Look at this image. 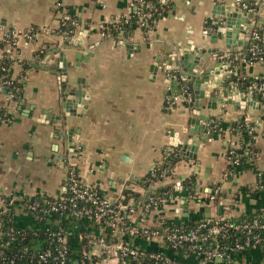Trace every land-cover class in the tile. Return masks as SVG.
I'll list each match as a JSON object with an SVG mask.
<instances>
[{
  "label": "crops",
  "instance_id": "crops-1",
  "mask_svg": "<svg viewBox=\"0 0 264 264\" xmlns=\"http://www.w3.org/2000/svg\"><path fill=\"white\" fill-rule=\"evenodd\" d=\"M163 1L170 5L151 26L142 28L132 23L115 36H103L98 31L102 22L129 16L135 8L133 0H0L2 32L36 28L32 39L18 36L16 43L18 59L10 73L22 82L19 98L10 99L4 88L0 91V195L14 199L34 194L56 196L62 191L68 165L75 164L80 178L112 197H119L125 189L143 197V178L167 151L177 148L172 142L185 135L191 114L181 82L170 89L162 67L151 70L155 56L169 45L190 40L206 47L221 45L219 39L209 41L208 33L215 31L211 6L214 1L232 0ZM260 9L263 14L264 4ZM64 12L77 22L68 37L57 31ZM263 34L264 25L251 34L252 43L246 50L238 47L234 52L240 57L232 61L236 79L230 81L237 85L242 79L248 89L258 87L257 107L249 110L250 106L243 104L235 109L229 103L217 102L212 108L207 107V98L199 100L203 105L200 112L209 115L207 132L213 135L199 143L195 158H179L170 173L155 184L181 182L170 199L146 215L148 222L157 216L175 223L205 218L207 206L212 219L251 217L264 207V192L257 189L258 182L264 180V98L260 87L264 83L258 84L264 79ZM78 39L80 50L74 46ZM255 40L262 45L255 48L256 57L250 59L248 52ZM128 43L132 47L128 48ZM9 47L0 40V58ZM60 48L70 61L67 86L81 87L87 96L85 107L77 105L74 114L60 104L61 72L55 68ZM76 51L82 56L92 54L74 65ZM242 118L252 125L249 136L237 127ZM64 128L71 130L70 143L66 135H59ZM229 146L242 147L251 155L227 178ZM192 175L195 181L188 190L183 183ZM214 184L220 191L210 201L208 194ZM15 219L20 224L25 222L20 214ZM174 255L190 259L178 252ZM230 264H264V243L233 252Z\"/></svg>",
  "mask_w": 264,
  "mask_h": 264
},
{
  "label": "built area",
  "instance_id": "built-area-1",
  "mask_svg": "<svg viewBox=\"0 0 264 264\" xmlns=\"http://www.w3.org/2000/svg\"><path fill=\"white\" fill-rule=\"evenodd\" d=\"M138 2L142 5L145 0ZM150 14V11L142 12L140 24H146ZM62 17L69 19L71 24L77 23L68 14ZM116 20L102 22L99 33L104 36L106 28ZM73 32L71 28L60 31L65 37ZM35 33L31 28L4 32L0 28V36L11 35V43L15 46L18 36L29 40ZM256 47L254 44L251 48L250 58L256 57ZM260 87L264 96V84ZM184 99L191 101V93L187 92ZM246 123L251 132L252 125ZM249 155L235 148L226 151L225 177H232L235 167L244 161L242 156ZM152 173L155 179L148 186L143 184L142 198L130 190L112 197L80 178L74 168L68 170L62 191L56 196L34 194L14 199L1 194L0 216L11 212L14 222L8 224L0 217V252L4 253L5 261L1 264H69L70 259L72 264H230L233 252L264 243V207L251 217L219 216L211 223L201 218L188 225L160 216L148 222L146 215L160 202L168 200L156 193L155 184L163 172ZM180 183L172 184L173 188L181 186ZM263 187L264 180H260L257 189ZM219 191V185L214 184L208 199L213 201ZM16 214L25 216V222L17 223ZM74 226L78 228L74 248L77 254L70 257L71 228ZM9 242L17 244L14 251L6 255ZM174 252L190 259H179Z\"/></svg>",
  "mask_w": 264,
  "mask_h": 264
},
{
  "label": "water",
  "instance_id": "water-1",
  "mask_svg": "<svg viewBox=\"0 0 264 264\" xmlns=\"http://www.w3.org/2000/svg\"><path fill=\"white\" fill-rule=\"evenodd\" d=\"M263 1L232 0L230 3L214 1L210 14L214 21L215 31L208 33L211 36L209 41L216 42L219 39L221 45L206 47L195 45L190 40L183 45H169L167 50L155 56L156 64L151 65V70L155 72L161 66L166 74V83L170 89L180 81L182 92L186 90L193 93L192 100L186 101L191 114L187 117L186 123L188 126L185 135L172 142L177 147L180 158H195L199 143L213 135V133L207 132L209 115L200 112L203 107L199 102L200 99L207 98V101H210V104L207 102V107L212 108L216 106L217 102L229 103L235 109L243 104L249 105V110L257 107L260 99L258 87L252 86L248 89V84L242 79L237 80V85H232L230 81L236 79L232 61L238 60L240 57L235 55L234 52L238 51V47L247 49V45L252 43L250 40L251 34L264 25V10L263 14L259 13L264 4ZM248 2L253 3V5ZM254 43H256V40ZM70 45V43L66 44L67 47H70ZM132 45L131 43L127 44L128 48ZM74 46L80 50L81 41L78 39ZM91 54L92 52H89L87 55L82 56L81 52L76 51L73 56L74 65H78L81 60L87 59ZM52 57L54 58V56ZM160 60H162L161 63ZM31 63L34 64V62ZM172 63H174L173 67L171 66ZM42 65L46 66L43 63ZM55 65L56 70L61 72L62 96L60 104L66 111L74 114L77 105L80 104L85 107L87 96L81 87L67 86L66 72L70 61H67L66 54L61 48L58 50V55L55 56ZM169 73L173 75V78L168 77ZM211 92L213 95H211ZM241 108L245 107L241 106ZM56 119L62 121L60 116H57ZM59 135H66L65 137H67L69 143L72 140L71 130L68 128L59 130ZM59 157L63 158L60 155ZM182 207L186 211V204H183ZM209 209L210 207L207 206L205 218L211 223L213 219L209 218Z\"/></svg>",
  "mask_w": 264,
  "mask_h": 264
},
{
  "label": "trees",
  "instance_id": "trees-1",
  "mask_svg": "<svg viewBox=\"0 0 264 264\" xmlns=\"http://www.w3.org/2000/svg\"><path fill=\"white\" fill-rule=\"evenodd\" d=\"M135 8L130 12L129 16H120L118 20L113 25H109L108 28H106L105 34L106 35H117L119 33L120 28L127 29L130 27L132 23L140 24V19L142 18L141 13L150 11L151 14L147 18V25L146 24H140L142 28H147L148 26H151L155 20L159 17V15L170 5V2H164L163 0H145L144 4L139 5L138 0H133ZM151 5V6H150ZM66 14V12H64ZM69 28L75 30V25L71 24V21L69 19H65L63 17L60 18L59 24L57 27V31L60 32L62 30H68ZM99 30L101 28H98ZM31 30L36 31V28L33 26L31 27ZM98 30V31H99ZM0 40L2 42V45H9V49L3 50L2 57L0 58V91L4 88L5 92L7 94H10V99H18L20 96L21 91V85L22 82L15 77H13L10 73L11 65L14 61H16L17 58V51L18 48L15 45H12L11 43V35H3L0 36ZM256 44L260 47L262 45L260 40H256ZM13 47L16 50V54L13 53ZM252 57L251 51L248 52V58ZM254 59V58H250ZM20 61V60H19ZM26 64V63H25ZM264 83V79L258 80V84ZM264 98V96H263ZM3 113V108L0 107V115ZM239 131L243 132L246 135H250L251 133H248V126L247 123L243 120V118L240 120V122L237 125ZM233 147H228L227 151ZM236 149V148H235ZM240 151H245L242 147L237 149ZM179 152L178 149L175 147H172V149L166 154V157L160 162L154 165L152 168V171L156 174H159L163 172V174L167 175L170 173L171 166L179 159ZM246 157H243L241 159L245 160ZM231 167V166H230ZM74 168L75 173L77 174V170L75 164H69L68 169ZM152 171L146 175L143 179L145 180V185L148 186L151 183V180L155 179V175H153ZM161 177V176H160ZM162 178V177H161ZM195 181L194 175L186 178L184 180V186L186 189L190 190L193 182ZM182 184V185H183ZM259 190V189H258ZM124 192H128L127 189L123 190ZM264 192V187L262 190ZM156 193L160 194L161 196L165 197L166 199H169L171 195L174 193V188L172 184H164L161 186H158L156 188ZM219 193V192H218ZM39 194H36L38 196ZM260 210H258L259 212ZM11 212H7L6 214H2L0 217L3 218L8 224H12L13 219H11ZM246 216H242L240 218H243ZM231 219H238V218H231ZM195 220H189L187 221L188 225H191ZM185 223V222H182ZM72 242H71V249H70V257L77 254L75 251L76 242L78 241L77 233L78 228L72 227ZM74 239V240H73ZM17 242H9L7 244L8 248L5 249V254L10 255L11 252L14 251L15 245ZM247 250V249H245ZM242 250V251H245ZM4 253L0 252V264L5 263ZM23 259H19V261H22ZM72 264V260L70 259V263Z\"/></svg>",
  "mask_w": 264,
  "mask_h": 264
}]
</instances>
